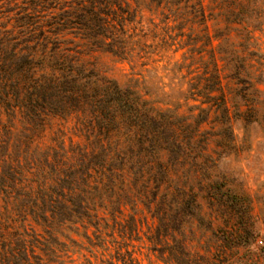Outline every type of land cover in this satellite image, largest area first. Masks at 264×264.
Listing matches in <instances>:
<instances>
[{"label": "rangeland", "instance_id": "obj_1", "mask_svg": "<svg viewBox=\"0 0 264 264\" xmlns=\"http://www.w3.org/2000/svg\"><path fill=\"white\" fill-rule=\"evenodd\" d=\"M111 1L104 40L73 23L61 47L92 79L135 94L157 121L147 150L95 186L90 167L102 155L83 153L101 141L136 148L124 136L133 128L118 123L106 140L101 122L76 110L40 129L38 117L0 103V159L20 182L0 188V264H264V0ZM25 2L0 0V23L12 28ZM58 11L33 12L44 21ZM62 175L79 179L62 188L89 217L36 218L41 200L15 204L17 193L53 192Z\"/></svg>", "mask_w": 264, "mask_h": 264}, {"label": "trees", "instance_id": "obj_2", "mask_svg": "<svg viewBox=\"0 0 264 264\" xmlns=\"http://www.w3.org/2000/svg\"><path fill=\"white\" fill-rule=\"evenodd\" d=\"M61 1L26 0L17 12L12 28H7L0 23V103L5 111H14V108H17L27 117H38L36 119H38L37 124L40 129L43 128L44 117L68 115L76 110L82 112L88 110L98 125L101 122L102 134L106 135V140H108L110 130L119 129L118 123H124V127L133 128L132 135L131 132L126 131L124 136L131 140L137 137L138 147H126L123 152H120L121 149L119 151L115 143L111 145L107 141L105 146L101 141V148L98 152L92 151L90 155H87V152L83 153V157L88 158L89 156V159L92 158L90 160L96 156L100 158L102 155L103 160L94 162L90 167L100 177V180L97 183L95 181L93 185L108 186V183L119 178L124 170L128 172L132 170L131 159L137 158L138 152L147 150L143 138H148L147 131L150 127L148 124L151 115H148L145 107L140 106L133 92L113 82L105 84L103 81L92 79L90 72L84 71L80 65H74V60L67 58V47H61V43L65 40L62 36L73 23L82 27H78V30L83 31L82 37L98 38L99 36L104 40L106 34L112 31L113 25L110 20H107L106 11L112 9L114 2L111 0H70L68 4L57 6L61 5ZM36 8L40 9L36 10ZM50 8H57L59 11L44 21L39 19L38 12L37 14L33 12ZM151 121L152 125L157 122L153 118ZM146 140L150 141V139ZM106 158L109 159L106 161ZM7 160L4 157L0 159V188L3 192L7 186L11 188L20 183L19 180L16 183ZM116 160L119 165H112V162ZM124 165L128 166L125 168ZM69 168L71 173L75 172L72 167ZM3 169L7 174L12 175L9 181H6ZM89 175L94 176L91 173ZM102 177L105 178L101 180ZM56 179L55 184H48L55 188L53 192H46L42 187H38L32 195L17 193L13 197L15 204L19 196L32 198L33 201L41 200V205L37 207L36 218L39 216L46 218L47 211L51 217L61 216L62 222L69 221L73 224L79 223L82 218L89 217V208L85 207L82 200L80 204L75 201L78 193L72 195L62 188L65 186L64 182L69 180L74 188L79 184V179L74 177L71 181L68 175L65 177L62 175ZM83 186L89 187L87 182ZM56 187L61 191H57ZM53 198L59 200V206L50 208V200ZM34 206L35 204L31 205L29 210H34Z\"/></svg>", "mask_w": 264, "mask_h": 264}]
</instances>
